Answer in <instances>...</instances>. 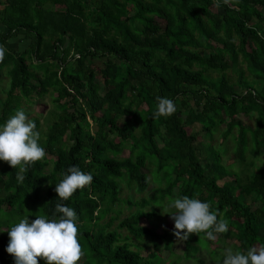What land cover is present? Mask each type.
I'll return each mask as SVG.
<instances>
[{
	"label": "trees",
	"instance_id": "obj_1",
	"mask_svg": "<svg viewBox=\"0 0 264 264\" xmlns=\"http://www.w3.org/2000/svg\"><path fill=\"white\" fill-rule=\"evenodd\" d=\"M19 35L28 40L21 50L11 45ZM0 45V125L33 94L53 92L58 108L40 133L47 155L23 181L0 161V264H14L7 228L52 218L55 185L70 166L93 176L64 202L77 213L81 264L199 263L200 247L221 264L229 247L264 244V0H0ZM157 96L176 112L153 118ZM239 113L254 116L252 126ZM216 131L231 143L227 164ZM185 195L210 203L229 231L215 241L192 234L169 258L174 228L156 232L138 221ZM122 201L133 209L119 217ZM145 239L152 250L141 255Z\"/></svg>",
	"mask_w": 264,
	"mask_h": 264
},
{
	"label": "clouds",
	"instance_id": "obj_2",
	"mask_svg": "<svg viewBox=\"0 0 264 264\" xmlns=\"http://www.w3.org/2000/svg\"><path fill=\"white\" fill-rule=\"evenodd\" d=\"M222 3L229 5L232 0H222ZM5 52V47L0 45V62H3ZM156 101L155 119L170 117L177 110L174 101L167 97L157 96ZM39 140L35 122L22 108L0 125V161L18 169V181H23V174L30 166L46 157ZM61 176L54 189L58 202L51 219L37 215L29 222L28 217H24L6 230L9 237L6 252L13 257L14 264H39L41 259L44 264H79L85 256L79 241L77 213L64 202L77 190L90 186L93 176L78 166L68 167ZM157 207L174 221L173 235L177 240L187 241L192 234H204L207 240L215 241L219 234L229 231V222L223 214L198 198L185 195L169 199L165 205ZM222 256L221 264H264V244L250 247L246 252L233 251L229 247Z\"/></svg>",
	"mask_w": 264,
	"mask_h": 264
},
{
	"label": "rangeland",
	"instance_id": "obj_3",
	"mask_svg": "<svg viewBox=\"0 0 264 264\" xmlns=\"http://www.w3.org/2000/svg\"><path fill=\"white\" fill-rule=\"evenodd\" d=\"M56 10H62L63 7L62 5H54V6H50ZM19 39H14L12 40V44L13 46H16L17 48H19L21 50V48H24L26 46V43L28 42L27 39H24L22 35H19L18 37ZM93 63L98 66L100 65V59L98 58H94ZM229 74V73H228ZM233 77V75H232ZM7 86V78L5 77V73L2 71L1 73V77H0V100L4 97V89ZM54 95V93L51 91H48L47 93H45L42 97H37L35 94H33V96L30 98V101L27 103L24 100H21L22 105L25 107L26 110V114L29 116V118L31 119L32 117H36L38 119V127L37 130L39 133H43L45 130V127L53 120V114L54 113H58V108H56L55 104L52 102V96ZM96 115H98V112L96 113ZM237 119L243 123L244 125H248V126H252L253 124V120H254V116H247V115H243L241 113H239L237 115ZM222 127H219V130H221ZM91 130H93V126H91ZM188 131V129H187ZM41 137V135H40ZM212 142L214 143V145L218 146V145H223V144H227V152L221 156V162L222 164H227L230 159H231V151H230V145L231 143L229 142V140H222L221 135L219 134V131H216L213 134V140ZM123 153L126 154L127 153V149L123 150ZM263 156V155H262ZM261 156V157H262ZM2 165V163L0 162V166ZM149 169L150 167H146L142 170L147 172V177L148 179L151 180V176L149 174ZM153 178V177H152ZM149 180V186L154 185L155 183H153L152 181ZM220 182V181H218ZM127 194V190L126 188H121L120 191V197L124 198L126 197ZM144 194L143 193H135L134 194V198L142 196ZM114 208H120L121 212L119 214V217L123 216L124 214H128L130 211H132L133 207H128L123 201L122 202H118L117 204L114 205ZM148 207L144 208V210H147ZM159 214L157 218H152L150 220H147L144 217H141L138 221L139 224L144 225V226H149L154 228V230L156 232H160L163 228L166 229H172L174 228V221L170 218L169 215L167 214H162V210L158 212ZM106 219V217H104L102 220H100L99 222H104V220ZM116 224V221L113 222L112 227ZM3 228H5L4 226H2ZM10 229V228H7ZM119 232L121 233L120 236H123L124 234H126L125 230H119ZM264 233V232H263ZM189 239H192V237H190ZM144 248L142 250H140L141 255H145L146 252H148V250H152V245L150 244V242L145 239L144 240ZM228 241L224 240L223 241V245L227 244ZM212 245V244H211ZM216 246H219V244H217ZM220 247V246H219ZM201 249H199L196 253V256L202 260V262H195L193 260H183L180 259V261H183L184 263L187 264H214V262L211 260L210 255L207 253V251L205 249H203L202 247H200ZM161 247H159L157 249L158 253L160 252ZM183 250V242L182 240H177L174 239V243L171 247V251H172V255H168L169 258H173L175 255L179 256L181 255V252ZM161 253L163 255H167V251L162 249ZM81 262V261H80ZM79 262V264H81Z\"/></svg>",
	"mask_w": 264,
	"mask_h": 264
}]
</instances>
